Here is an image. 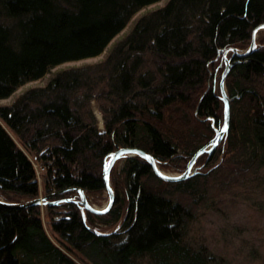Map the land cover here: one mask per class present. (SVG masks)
<instances>
[{"label":"trees","instance_id":"obj_1","mask_svg":"<svg viewBox=\"0 0 264 264\" xmlns=\"http://www.w3.org/2000/svg\"><path fill=\"white\" fill-rule=\"evenodd\" d=\"M155 1L0 0V99L54 65L100 54ZM263 23L264 0H168L102 61L61 70L0 106V195L12 203L37 198L29 155L46 163L54 238L41 205L0 206V264H230L193 241L190 224L212 185L252 175L264 183V35L248 54L228 56L236 61L225 79L229 127L205 153V171L167 181L143 157L125 156L118 177L110 171L115 198L102 214L83 213L70 188L107 190L104 161L122 147L184 172L224 122L223 52L249 46ZM93 99L103 102V130Z\"/></svg>","mask_w":264,"mask_h":264},{"label":"rangeland","instance_id":"obj_2","mask_svg":"<svg viewBox=\"0 0 264 264\" xmlns=\"http://www.w3.org/2000/svg\"><path fill=\"white\" fill-rule=\"evenodd\" d=\"M167 1L168 0H157L138 9L129 18L126 25L108 42L100 54L78 60L65 61L50 67L40 78L25 82L17 87L10 96L1 98L0 106L10 105L19 95L29 88L45 85L54 74L61 70L83 67L102 61L106 57L109 50L117 42L124 38L126 34H128L135 22L141 16L162 7ZM263 35L264 28L257 31L256 43ZM248 47L249 46L243 49H238V52H243ZM230 53L232 52L229 51L226 54L227 58L230 56ZM90 108L95 116L98 128L103 130L104 112L102 110V100H91ZM8 131L13 138H16L10 130ZM207 147L210 149V145ZM203 153V155L201 154L202 158L200 159V155L193 164L192 170L205 171L207 169V165L205 163L207 159L205 156L206 152ZM29 156L32 159L36 180L39 185L38 197L48 195V192L45 189V178L48 166L43 161L34 159L32 155ZM221 159L222 158L219 160ZM124 160L125 158L122 157L114 163L112 167V174L114 175V178L118 177V173L123 166ZM35 164L38 165L35 166ZM175 165V162L171 161L163 162V164L160 163L158 164V167L161 171L167 174L179 175L183 173L180 169H177ZM211 187L212 188L209 190L208 196L209 202H199L193 206V214L195 216L190 224V238L197 243L208 245L219 256L228 260L230 264H264V183L262 184L258 177L252 175L240 177L237 182L230 183V185H212ZM85 194L89 203L97 209H102L107 204L109 199L107 190H100L90 194L86 192ZM49 195L50 197L48 199H50L53 194ZM0 199L4 200L1 195ZM212 199H214L213 204L210 205L209 203ZM44 206L45 205H41V217L45 230L51 238H53V234L51 233L49 226L48 210ZM115 227V225L108 228L104 227V230L108 231L112 228L114 229Z\"/></svg>","mask_w":264,"mask_h":264},{"label":"water","instance_id":"obj_3","mask_svg":"<svg viewBox=\"0 0 264 264\" xmlns=\"http://www.w3.org/2000/svg\"><path fill=\"white\" fill-rule=\"evenodd\" d=\"M264 28V23L257 26L253 32H252V39L250 42L249 47L243 51V52H238V50L236 48H230L227 49L226 51L223 52V56L224 58L226 57V54L231 51L232 52V57L233 56H244L246 54H248L249 52H251L256 45V34L257 31ZM236 61H232L230 59H228L227 57L225 58V69L221 75V79H220V90H221V95H222V99L224 102V122L223 125L221 127L220 130H216V134L214 136V138L204 147H201L199 150H197L193 156L191 157V159L189 160V162L187 163L186 169L183 173L179 174V175H172V174H167L163 171H161L158 167V164L154 158L153 155H151L150 153H147L139 148L136 147H122L119 148L117 150H115L114 152H112L109 157L104 161V165H103V178L104 181L106 183V189L109 195V199L107 204L102 208V209H97L95 207H93L89 201L87 200L86 194L84 192V190L80 187H73L70 189H74L78 195L79 198L74 200L75 202H77L80 207L82 212L84 213V211H89L92 213H96V214H102V213H106L113 205L114 203V191L113 188L111 186L110 183V171L114 165V163L119 160L120 158L124 157V156H133V155H139L141 157H143L144 159H146L151 167L153 168L154 173L167 181H178V180H182L185 179L191 175H193L195 173V170H192L193 164L195 163V161L197 160V158L203 153V152H209L212 151L213 148L219 143V141L221 140L222 136L227 132L228 127H229V97L227 95L226 89H225V79L226 76L230 70V68L233 66V64ZM226 129V130H225ZM210 145V149L209 146ZM63 191H58L57 193H61ZM50 195H44V196H40L34 199H30L27 201H22L20 203H12V202H8L5 200L0 199V206H5V207H14V208H21V207H26L29 205H45L46 203L49 202V198Z\"/></svg>","mask_w":264,"mask_h":264},{"label":"built area","instance_id":"obj_4","mask_svg":"<svg viewBox=\"0 0 264 264\" xmlns=\"http://www.w3.org/2000/svg\"><path fill=\"white\" fill-rule=\"evenodd\" d=\"M38 164H35V166H37ZM41 165H42V163H41ZM39 169H40V167H39ZM39 169H38V172H39Z\"/></svg>","mask_w":264,"mask_h":264},{"label":"snow or ice","instance_id":"obj_5","mask_svg":"<svg viewBox=\"0 0 264 264\" xmlns=\"http://www.w3.org/2000/svg\"><path fill=\"white\" fill-rule=\"evenodd\" d=\"M226 130V129H225Z\"/></svg>","mask_w":264,"mask_h":264}]
</instances>
